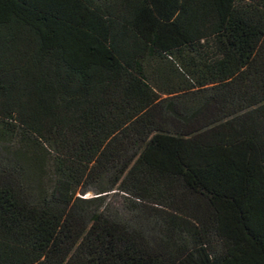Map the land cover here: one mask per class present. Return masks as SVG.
Wrapping results in <instances>:
<instances>
[{
	"label": "trees",
	"instance_id": "1",
	"mask_svg": "<svg viewBox=\"0 0 264 264\" xmlns=\"http://www.w3.org/2000/svg\"><path fill=\"white\" fill-rule=\"evenodd\" d=\"M0 264H264V0H0Z\"/></svg>",
	"mask_w": 264,
	"mask_h": 264
},
{
	"label": "rangeland",
	"instance_id": "2",
	"mask_svg": "<svg viewBox=\"0 0 264 264\" xmlns=\"http://www.w3.org/2000/svg\"><path fill=\"white\" fill-rule=\"evenodd\" d=\"M87 195L89 196V193Z\"/></svg>",
	"mask_w": 264,
	"mask_h": 264
}]
</instances>
